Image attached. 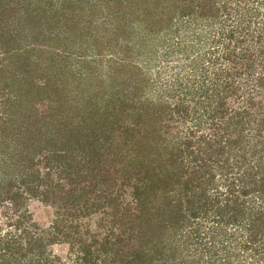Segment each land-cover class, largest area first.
Returning <instances> with one entry per match:
<instances>
[{
  "label": "rangeland",
  "instance_id": "obj_1",
  "mask_svg": "<svg viewBox=\"0 0 264 264\" xmlns=\"http://www.w3.org/2000/svg\"><path fill=\"white\" fill-rule=\"evenodd\" d=\"M154 1L157 2V0H151L153 4ZM248 1L251 12L247 14V17L240 14L236 15L231 10L229 12L224 11V15L222 10L220 16L218 14L219 17L216 19L213 17L198 18L194 15V22H190L189 28L186 26L181 28L180 23H177L172 30L166 29L158 34L159 36L154 37L156 38L155 42L151 41V44H153L152 52L155 53L151 62L152 66H146L145 72L157 80L162 76V82H170L171 84L181 78L185 83L187 77H190L192 81L202 82L203 75H206L207 70L209 76L215 71L227 77V80L229 79L227 71L232 70L233 64L226 56L228 52H236L241 66L238 74H235V82H237L240 91L238 96L227 98L228 111L237 107L246 109L248 113L246 115H249L248 121L255 127L254 131L246 132L247 138L251 139L247 143L252 147L261 146L259 148L263 150L264 0ZM259 1L261 2L260 5ZM214 4L218 7L219 5L222 6L223 0H214ZM245 4L242 1L243 8ZM258 5L260 13H254L253 8ZM146 6L141 5L139 0H0V17L1 12L4 11L3 9H8L11 13L9 19H5L4 22H1L0 18V33L4 27L13 31V33H10L15 40L14 45H16L8 54H3L4 52L0 48V69H4L1 70L0 76L1 80H15L14 87L17 90L11 92V94L7 91L2 94L0 91V117L6 120L15 119L13 123L0 124V193H2L0 200H3L4 190L10 184H16L15 192H19L21 195L18 202L11 200L0 202V229L3 235L8 234L7 239L4 241H12L11 245H15L17 248L21 244L25 247L23 252L17 253L2 250L0 252V264H85L82 251L84 245L89 246V249L93 252V262L91 264H145L146 262L151 264H223V259L225 264H257L256 261H259L258 258L250 256L244 249V245L250 239L251 232L247 230L248 228L244 230L239 225L228 223L223 218V213L218 212L216 206L213 208L208 206L200 210V215L192 217L191 223L186 228L177 231L176 234L162 235L164 239H160L159 242L152 240L149 244H145V241H140V234L142 233L137 228L132 229V227L129 228V225H126V221L130 222V219H135L138 214L134 213L137 204V199L133 197L135 177H132L130 182V174L127 173L130 169L128 167L126 172L125 168L133 161L134 154H129L126 150L132 144L122 145V141L125 140L123 130L118 128L110 132L114 145H119L122 151L128 153V156L120 162L115 160V166L110 164V167H103L105 171L110 170L112 172L109 183L103 181L102 177L93 178L92 174H95L92 170L93 167L85 166V161L82 159L78 160L77 158V160H74L73 157H66L67 162H65V166L62 164L61 169H57L56 166H48L42 155L37 156L35 151L33 153L31 141L19 142L20 145H18L16 143L18 141L13 138L18 134L16 130L19 131L20 121L18 119L20 118L18 117L20 116L14 115L18 108V102L21 101L22 95L20 93H22L21 89L25 85L23 81L25 79L30 81L31 86L37 82L44 85L46 81L53 80L55 75L59 79V85L62 86L63 90L73 94L74 97L70 98V101L74 104L82 105L91 98V102L93 101L91 106L101 108L102 105L96 103V101L103 96L106 97L112 94L109 93L111 87H109L110 79H108V75L111 79H115V77L113 78L112 69L110 70V63L107 62L110 56L104 64L105 69L103 72L98 71V68L91 65L86 67V69H89V71L86 70V73L92 74L96 70L97 73L90 76H87V74L80 75L79 71L83 67V60L85 61L88 58L86 55L85 59L78 60L77 57L80 56L78 54L81 52L80 46L83 45L84 40L91 37L90 39L93 42L89 41L86 44L96 48L95 40L102 39L101 42L104 43L101 47L105 53L108 52V49L116 48L117 43L122 42L123 37L117 35L123 34L122 31L125 29V26L122 25L118 27L116 19L122 12H125L127 15H122L124 18L129 16L130 23L136 18V21L140 24H152L148 22V19H144ZM155 8L157 6L153 7V9ZM61 11L67 14L66 19L62 18ZM158 11L161 12L159 9ZM38 12L44 14L45 18H39L38 16L41 14L35 16ZM50 17L53 18L48 19ZM38 19L47 22L46 25H43L48 29L45 30L48 35L53 36L52 38L59 35L61 38V41L55 40L52 42L53 47L59 48V56H49L52 50L49 47L50 43L46 46L43 43L38 46L37 39L27 30L26 22L38 21ZM67 21L75 22L77 25L75 27L69 26L70 24ZM185 21L189 20L186 19ZM191 21H193L192 18ZM130 23L126 26L129 29V35H127L125 43L133 37H135L133 40L136 39V41L139 39L144 40L145 37L148 38L149 34L146 35V33L149 26H137L131 30ZM165 25V23L161 24L162 27ZM67 26H69L68 29L74 30L73 34L77 36L76 38L64 37ZM203 31L206 34H202ZM234 32L236 33L234 34ZM199 33L202 35L201 42L198 39ZM171 35L173 38L167 37ZM162 36L168 42L165 45ZM0 39L3 42L5 40V38ZM173 39L175 42H173ZM108 41L114 46L110 48L107 44ZM77 42L79 45H77ZM168 49L175 52L167 54ZM213 49L215 50L213 51ZM46 50L48 52L44 53ZM123 50L127 54H124L125 56L121 58L129 60L131 50L127 48H123ZM142 62L145 66L143 59ZM118 67L115 68L117 69L115 74L119 76L120 70ZM259 78H263V81H259ZM222 79L223 77H221ZM217 88L219 86L212 85V81L203 83V88L196 95V99L202 100V105H206V99L212 98L214 94L216 95ZM171 89L176 92L174 87ZM27 91L30 93L29 87L25 92ZM49 94H51L50 89L38 88L35 91L32 88L30 96L48 97ZM222 94L219 95L222 96ZM178 95L180 96V93ZM219 95L214 98L213 102L216 107L221 109ZM248 97L252 99L253 107L246 101ZM110 98V95L105 98L107 103ZM184 98L185 101H188L187 103L192 110L194 102L190 98L188 100L186 97ZM182 99L183 97L180 96L177 103H180ZM2 100L6 103H3ZM11 100L14 103L11 104ZM172 100L173 98L169 99L170 102ZM171 105L176 104L172 102ZM200 109L196 115L193 112L192 118L171 124L173 130L166 134L165 140L163 139L164 143L167 145L169 142L166 140H174L171 142L170 147L176 146L179 148L178 145L192 134L194 137L202 135L204 137L206 135L209 138H212V135L214 137L218 134L222 135L220 122L219 124H213L209 119V114L202 111V106H200ZM217 117V120L212 118L211 120L218 122L223 117L221 122L227 121L231 118V115L222 116L218 114ZM126 122L130 123L128 119ZM7 144L18 145L21 150L25 148L27 150L25 151L27 154H23L26 156L25 160L19 159L20 154L13 155L11 153L12 148L9 153V150L5 149ZM34 150L36 149L34 148ZM73 150L76 152L73 156H78L76 151L78 147L76 146ZM34 154L36 155L33 160L34 170H28L31 167V158ZM63 155L66 156L65 152ZM158 165H161V163L155 164V166ZM34 173L40 178H35L33 186L35 190L47 192L50 195L49 203L44 202L43 196L32 195L33 192L22 182V179L28 180L33 177ZM3 174L6 177H3ZM217 175V182H214L215 185L210 187L208 196L196 195L193 191L187 192L188 190L185 189L183 184L188 180L186 176L183 177L182 183L175 185L176 192H172L173 190L171 192L174 193L175 198H181L182 193L179 192L186 191L188 198L192 197L195 200L194 205L197 209L199 203L203 202L201 199L204 201H222L224 203L226 197L224 193L226 190L223 187L224 176L221 171ZM108 187L112 192L110 193L112 199L118 201V208L115 209V206L107 202L103 195L100 207H94L95 210L89 212L88 209H91L94 203L92 198L99 199V196L102 195L100 192L103 188L108 189ZM86 192H89L88 197H85L90 199L88 203H85L86 199L82 196ZM182 198H185V196ZM245 201H248L245 202V206L249 208L251 199L247 197ZM188 205L186 204L188 208L186 213H189V215L196 214ZM261 210L263 211L264 207ZM257 216L253 212L252 217ZM62 229L63 233L59 232ZM197 230L200 231L198 235H196ZM70 233L73 237L68 238L67 236ZM29 237L37 240L35 246H29ZM26 246L31 248L28 249ZM143 248L145 249L143 250ZM226 258L231 262H226Z\"/></svg>",
  "mask_w": 264,
  "mask_h": 264
},
{
  "label": "trees",
  "instance_id": "obj_2",
  "mask_svg": "<svg viewBox=\"0 0 264 264\" xmlns=\"http://www.w3.org/2000/svg\"><path fill=\"white\" fill-rule=\"evenodd\" d=\"M139 1L141 5H147L144 19H148V22L152 24H140L136 21V18L130 23V17L124 18L122 14L126 16L127 13L122 12L116 19L118 21V27L119 25L125 26V29L122 31L123 34L117 35L123 36L122 42L117 43L118 47L116 45V48L108 49V52L105 53L101 47L104 43L101 42L103 41L102 39L95 40L96 48L86 44L89 41L93 42L90 39L91 37L84 40L83 45L80 46L81 52L78 54L80 55L77 57L78 60L81 61L83 58L85 59L86 55L88 56L85 61L83 60V67L79 71L80 75L87 74V76H90L98 71L103 72L105 69L104 64L110 56L107 62L110 63V70L112 69L113 78L115 77V79H111L110 75H108V79H110L109 87H111L110 90L112 91H109L112 94H109L111 98L108 103L105 98H108L109 95L106 97L103 96L96 101V103L102 105L100 106L101 108L91 106L93 102H91V98L86 100L82 105L74 104L70 101V98L72 99L74 97L73 94L63 90L62 86L59 85V79L55 75L53 76V80L46 81L47 83L45 82L44 85L37 82L31 86L30 81L25 79L23 80L25 85H23L21 89L22 93H20L22 95L21 101L18 102V108L14 115L20 116L18 117L20 118L18 119L20 121L18 126L19 131L18 129L16 130L18 134L13 138L18 141L16 142L18 145H20L19 142L31 141L33 153L35 151L37 156L42 155L43 160L46 161L48 166H56L57 169H61L62 164L64 165L67 162L66 157H73L74 160H77V158L78 160L82 159L85 161V166L93 167L92 170L95 173H91L93 178L97 179V177H102V180L106 183H109V180H111L110 175L112 172L110 170L105 171L103 167H110V164L111 166H115V160L117 162L123 161L128 156V153H133V161L125 168L126 172L128 167L130 169L127 172L130 174V182L132 177H135L136 182L134 184L135 191L133 197L137 199V204L134 213L138 215L135 219H130V222L126 221V225H129V228L132 227V229L137 228L142 233L140 234V241H145V244H149L152 240L159 242L160 239H164L162 235L176 234L177 231L179 232L186 228L191 223L192 217L200 215V210L208 206L211 208L216 206L218 212L223 213V218L228 223L239 225L244 230L248 228L247 230L251 232L249 235L250 239L244 245V249L250 256L258 258L259 261H256L257 264H264V210H261L264 207V149H260L259 147L261 146H253V148L247 143L251 139L247 138L248 135L246 132L254 131L255 127L248 121L249 115H246L248 114L246 109L237 107L228 111L227 98L238 96L240 91L237 82H235V74H238L241 66L239 57L236 56L237 53L228 52L226 56L233 64L232 70L227 71L229 76L227 80V77L215 71L212 72L213 77H211L212 75L209 76L207 74V70L206 75H203L202 82L192 81L190 77H187L185 83L181 78L171 84L170 82H162V76L157 80L145 72V69H147L146 66H152L151 62L155 53L152 52L153 44H151V41L153 40L155 42L156 38L154 37L159 36L158 34L166 29L172 30L173 26L177 23H180L181 28L182 26L189 28L190 22H194V15L198 18L213 17L216 19L220 16L222 10L223 15L226 11L229 12L231 10L236 15L240 14L243 17H247V14L251 12L250 7H248L250 5L249 1L223 0V5H219V7L218 5L215 6L214 0H157V2L154 1V4L151 0ZM242 1L246 3L244 8L242 7ZM260 3L259 1V5ZM259 5L254 6V13H260ZM156 6L157 8L153 9ZM3 10L0 17L1 22L9 19L11 14L8 9ZM47 12L49 11L47 10ZM42 13L38 12L35 16L41 14L38 17L45 18ZM61 15L63 19H66V13H62L61 11ZM51 18L53 17L48 19ZM191 18L193 21H191ZM186 19L189 21H185ZM34 20H31V22L27 21L25 25L27 30L37 39V45L40 46L43 43L46 46L50 43L49 47L52 50L49 56H59V48L53 47L52 43L55 40L61 41L59 35L52 38L53 36L48 35L45 31L48 30L45 28L47 22L39 21V19L38 21ZM67 22L70 24L69 26L75 27L77 25L75 22ZM129 23L131 24V30L137 26H149L146 33V35L149 34L147 36L148 38L145 37L144 40L139 39L136 41V39L133 40L135 38L133 37L125 43V39L129 35V29L126 26ZM162 23L166 25L162 27ZM69 26L65 29L64 37L67 36L69 39L76 38L77 36L73 34L74 30L68 29ZM2 27L4 26L2 25ZM10 32L13 33V31L7 30L4 27L0 33V38H5L4 42L0 39V48H2L3 54H8V52L16 47L14 45L15 40ZM202 34H206V32L203 31ZM167 37L173 38L172 35ZM198 39L199 42L202 41L201 33H199ZM173 42H175L174 39ZM166 43L168 42L163 38V44L165 45ZM107 44L110 48L114 46L110 41ZM77 45H79L78 42ZM123 48L131 50L129 60H123L121 58L125 56L124 54H127ZM168 50L167 54H173L175 52L171 51L172 49ZM47 52V50L44 51V53ZM142 59L145 66H143ZM91 65L99 70L88 74L86 70L89 71V69H86V67ZM116 66H119V76L121 78L118 74H115L117 70L115 69ZM1 70L4 69H0V73ZM109 73L111 72L109 71ZM223 73H225L224 70ZM221 77H223L222 80ZM261 80L263 81V78H259V81ZM208 81H212V85L219 86V88L216 90L217 94H214L210 99H206V105H202V100L196 99V95L202 90L203 83H207ZM15 83V80H1L0 76V91L2 94L6 93V91L10 94L13 91L16 92L17 90L14 87ZM28 87L31 90L30 93L32 92V88L35 91L38 88H44L50 89L51 94L48 97L30 96L29 91L25 92ZM173 87L176 89V92L171 89ZM178 93L183 97L180 103H177V100L180 98ZM221 93H223L222 96L219 95ZM92 95L90 96L93 97ZM217 95L220 96L221 109L220 107H216L213 102ZM184 97L187 100L190 98L194 102L192 110ZM170 98H173L171 102L169 101ZM246 101H248L251 107L254 106L250 97ZM2 102L6 103L3 100ZM10 102L11 104L14 103L12 100ZM172 102H175L176 105H171ZM200 106L203 107L202 111L205 114H209V119L213 124H219L220 122L222 135L218 134L216 137L212 135V138H209L206 135L204 137L203 135L194 137L192 134L183 143L178 145L179 148L175 145V147H170L171 142L174 140H166L169 142L166 145L164 143L166 134H169L173 130L170 125L186 120L187 118H192L193 112L196 115L197 111L201 110ZM227 111L228 113L225 114ZM218 114L222 116H228L230 114L231 118L222 122L223 117L218 122L212 121L211 118L214 120L218 119ZM127 119L130 123L126 122ZM13 121H15L14 118L6 120L0 117V124H6L7 122L10 124ZM118 128L125 132V140L122 141V145L128 146L127 144H132L126 148L128 153L122 151L119 145L115 146L112 141L113 137L110 132ZM259 135L261 136L260 132ZM18 145L7 144L5 149H8L10 153V149L12 148L11 153L13 155L20 154L19 159L25 160L26 156L23 154L27 150L25 148L21 150V147ZM76 146L78 147V150H76L78 156H73L76 154L75 150H73ZM163 151L165 152L163 153ZM64 152L66 156L63 155ZM35 154L32 155L31 167L29 169L27 168L28 170H34L33 160L35 159ZM156 163H161V165L155 166ZM219 171L224 176L223 187L226 190L224 192L226 195L224 203L222 201H204L201 199L203 202L199 203L200 205L197 209L196 205H194L195 200L192 197L188 198L185 193L186 191L179 192L185 198H175L173 196L174 193L172 192H176L175 185L182 183L184 176L188 178L183 183L185 189L188 190L187 192L193 191L196 195L208 196L210 187L215 185L214 182H217V174ZM32 176L28 180L22 179V182L33 192L32 195L35 196L38 194L43 196L44 202L49 203L50 195L46 191V193L37 189L36 191L33 186L36 180L35 178L39 179L40 176L36 175V173ZM3 177H6V175L3 174ZM180 180L182 181L180 182ZM15 186L17 185L10 184L6 187L3 200L1 199L0 202H6L8 200L18 202L21 195L19 192H15ZM109 187L108 189L103 188L100 192L102 195L99 196V199L92 198L94 203L91 209H88L89 212L95 210L94 207H100L103 195L107 202L115 206V209L118 208V201L117 199H112V195L110 194L112 193L110 191L111 187ZM88 194L89 192H86L82 196L85 198L88 197ZM247 197L251 199L249 208L245 206V202H248L245 201ZM85 199V203L90 201L88 198ZM186 204H189V208L191 207L196 214L189 215V213H186V209H188ZM253 212L258 216L253 218ZM59 232L63 233V229ZM199 232L197 230L196 235ZM7 235H3L0 229V246L2 245L0 252L2 250L12 251L13 253L23 252L25 249L23 244L17 248L15 245H11L12 241H4L7 239ZM67 237L71 238L73 235L70 233ZM28 239L30 240L29 246H35L37 240L33 237H29ZM31 247H28V249ZM82 251L85 264H91L93 262L92 250L89 249V246L84 245ZM229 261L226 258V262ZM145 264L151 263L146 262ZM223 264H225L224 259Z\"/></svg>",
  "mask_w": 264,
  "mask_h": 264
}]
</instances>
